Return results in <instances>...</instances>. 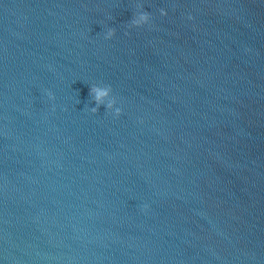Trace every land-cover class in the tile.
Instances as JSON below:
<instances>
[{
	"label": "water",
	"instance_id": "95a60500",
	"mask_svg": "<svg viewBox=\"0 0 264 264\" xmlns=\"http://www.w3.org/2000/svg\"><path fill=\"white\" fill-rule=\"evenodd\" d=\"M0 264H264V135L0 96Z\"/></svg>",
	"mask_w": 264,
	"mask_h": 264
},
{
	"label": "clouds",
	"instance_id": "9594fccd",
	"mask_svg": "<svg viewBox=\"0 0 264 264\" xmlns=\"http://www.w3.org/2000/svg\"><path fill=\"white\" fill-rule=\"evenodd\" d=\"M138 8L142 9L143 5H137ZM160 14L162 16H166L167 12L162 8L160 9ZM192 17H189L191 19ZM151 20V14L147 11H139L137 14H135L130 23L128 24L129 28H140L145 25H148ZM127 34V33H126ZM115 35V29L114 28H108L104 39L110 40ZM90 96L92 97V100L95 103L94 107H91L90 111L95 114L99 111L101 106H104L106 110L111 111L112 114L118 118L122 114V109L120 107H116V99L112 96V88L110 85H98L93 84L90 86ZM48 96L50 99H55L53 93L48 92ZM107 101V103H105ZM114 110V111H113ZM145 208H147V205H145Z\"/></svg>",
	"mask_w": 264,
	"mask_h": 264
}]
</instances>
